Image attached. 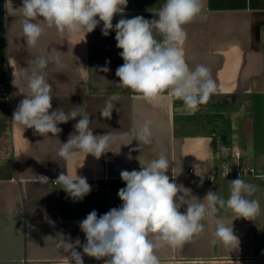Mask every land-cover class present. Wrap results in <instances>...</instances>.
<instances>
[{
  "label": "crops",
  "instance_id": "obj_1",
  "mask_svg": "<svg viewBox=\"0 0 264 264\" xmlns=\"http://www.w3.org/2000/svg\"><path fill=\"white\" fill-rule=\"evenodd\" d=\"M5 2L0 0V55L8 69L7 81H0V264H64L68 253L60 246V235L72 243L78 238L81 246L76 251L82 254L86 237L80 221L93 210L100 216L120 207L118 191L126 187L120 172L138 171V156L149 159L157 154L167 156L170 180L173 172L178 174L175 182L201 200L208 191L227 199L230 181L240 176L256 186L250 198L260 205L254 220L235 219L231 211L217 213L226 223L234 219L238 248L214 244V221L207 220L205 230L181 247H162L161 264H264V0L232 5L203 0L201 12L185 25L186 62L192 69L199 64L209 67L217 83L209 102L195 111L167 92L145 102L119 86L115 72L124 63L119 55L122 50L116 47L114 30L108 36L102 34V22L93 32L76 35H61L45 26L37 46L27 48L22 17L10 15ZM165 2L128 0L123 18L152 20ZM12 4L19 8L22 0H12ZM121 18L115 16L113 25ZM156 38L162 39L158 34ZM49 54L60 56L48 80L53 90L50 111H86L94 134L111 133V151L99 159L79 151L67 161L58 156L60 142H67L80 117L59 124L62 131L57 137L49 133V138L12 119L24 98L19 89L27 91L21 68H28L33 57ZM104 67L109 71L100 70ZM108 101L114 106L111 119L100 115ZM144 119L152 120L148 145L131 135ZM235 149L242 153L240 160L234 156ZM239 165L254 171L222 173L225 167ZM61 173L85 177L90 193L74 201L54 183ZM186 208L183 205L180 211ZM83 261L104 264L103 259L86 255Z\"/></svg>",
  "mask_w": 264,
  "mask_h": 264
},
{
  "label": "clouds",
  "instance_id": "obj_2",
  "mask_svg": "<svg viewBox=\"0 0 264 264\" xmlns=\"http://www.w3.org/2000/svg\"><path fill=\"white\" fill-rule=\"evenodd\" d=\"M127 4L128 0H22V5L14 8L12 0H6L4 7L10 15L22 17L21 33L27 48L37 46L45 26L55 28L61 35H76L91 33L102 22V34L108 36L114 30L116 47L122 50L119 55L124 63L115 72L119 86L139 94L145 102L167 92L190 111L207 104L217 91V83L209 67L199 64L192 69L182 48L187 37L185 25L201 12L203 0H166L154 14L157 18L152 20L142 16L123 18ZM117 15L122 18L113 25ZM156 34L162 39L158 40ZM28 63V68H21L27 91L19 89L24 98L13 112V121L49 138V133L57 137L62 131L59 124L80 117L74 125L75 132L67 142H60L58 156L67 161L79 151L99 159L111 151L113 135L94 134L86 111L76 108L69 112L62 108L50 111L53 90L48 80L53 68L60 64V56H36ZM100 70L109 71L107 67ZM113 108L111 101L106 102L100 115L111 119ZM151 126V119L135 125L131 130L133 139L151 144ZM128 159H132L131 154ZM136 159L140 170L120 172L126 184L118 191L122 205L100 216L93 210L80 221L79 227L86 237L83 253L76 251L81 246L78 238L72 243L60 235V246L68 253L63 257L64 264H84L83 255L103 259L104 264H161L162 247H181L205 230L207 220L214 221V244L238 248L240 241L233 231L234 219L226 223L217 218V213L231 211L235 219L254 220L260 211L259 202L250 198L256 191L255 185L239 176L230 181L227 199L216 191H208L201 200L192 195L191 189L175 182L178 174L173 172L170 180L166 174L169 169L166 155L157 154L149 159L141 155ZM54 183L61 185L74 201L82 200L91 191L87 179L77 173L75 176L61 173ZM183 205H187L185 212L180 211Z\"/></svg>",
  "mask_w": 264,
  "mask_h": 264
},
{
  "label": "rangeland",
  "instance_id": "obj_3",
  "mask_svg": "<svg viewBox=\"0 0 264 264\" xmlns=\"http://www.w3.org/2000/svg\"><path fill=\"white\" fill-rule=\"evenodd\" d=\"M242 0H215L216 3L220 4H229L232 5V3L239 4ZM2 44V40L0 39V47ZM3 77V78H1ZM8 78V69L5 63V60H2L0 55V81L6 82ZM242 138L244 139V135H242Z\"/></svg>",
  "mask_w": 264,
  "mask_h": 264
},
{
  "label": "built area",
  "instance_id": "obj_4",
  "mask_svg": "<svg viewBox=\"0 0 264 264\" xmlns=\"http://www.w3.org/2000/svg\"><path fill=\"white\" fill-rule=\"evenodd\" d=\"M234 156L240 160L242 158V153L238 150V149H235L234 150ZM235 170V171H234ZM251 171L253 172L254 169L252 167H246V166H243V165H239L237 166L235 169H230L229 167H225L224 170L222 171L223 174H227V175H230L231 173L233 172H236V173H241V171L243 172H246V171Z\"/></svg>",
  "mask_w": 264,
  "mask_h": 264
}]
</instances>
